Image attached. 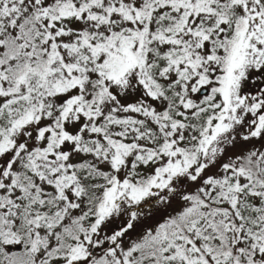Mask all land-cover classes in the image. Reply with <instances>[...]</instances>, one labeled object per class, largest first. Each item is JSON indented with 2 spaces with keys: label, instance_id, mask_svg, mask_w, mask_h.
Listing matches in <instances>:
<instances>
[{
  "label": "snow or ice",
  "instance_id": "1",
  "mask_svg": "<svg viewBox=\"0 0 264 264\" xmlns=\"http://www.w3.org/2000/svg\"><path fill=\"white\" fill-rule=\"evenodd\" d=\"M0 264H264V0H0Z\"/></svg>",
  "mask_w": 264,
  "mask_h": 264
}]
</instances>
